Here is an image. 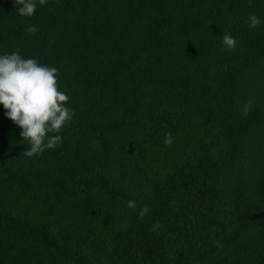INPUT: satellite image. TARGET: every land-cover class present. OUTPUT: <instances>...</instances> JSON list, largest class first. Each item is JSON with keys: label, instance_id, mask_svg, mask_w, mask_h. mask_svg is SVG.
I'll return each instance as SVG.
<instances>
[{"label": "trees", "instance_id": "16d2710c", "mask_svg": "<svg viewBox=\"0 0 264 264\" xmlns=\"http://www.w3.org/2000/svg\"><path fill=\"white\" fill-rule=\"evenodd\" d=\"M19 7L0 55L56 67L74 116L29 158L0 105V264H264V0Z\"/></svg>", "mask_w": 264, "mask_h": 264}, {"label": "clouds", "instance_id": "9594fccd", "mask_svg": "<svg viewBox=\"0 0 264 264\" xmlns=\"http://www.w3.org/2000/svg\"><path fill=\"white\" fill-rule=\"evenodd\" d=\"M44 5L47 0H38ZM252 0H249L251 6ZM20 7L17 13L21 17H31L35 14L37 0H14ZM262 21L255 14H250L248 24L256 29ZM26 31L34 34L37 28L29 26ZM222 43L227 50H233L237 41L231 34L222 35ZM69 96L58 88V69L39 63L36 58H24L19 50L11 54L0 55V105L6 112V117L21 129L20 136L27 141L30 148L24 155L31 158L43 153L46 149H53L62 143L59 134L63 127L73 119L74 112L67 107ZM253 105L248 100L242 107V114L247 116ZM166 146H171L173 137L166 133L164 137ZM136 201L129 200L127 207L136 208ZM149 212V205L144 204L138 213L140 218ZM162 225L157 221L151 230L155 232ZM216 247L222 249L217 242Z\"/></svg>", "mask_w": 264, "mask_h": 264}]
</instances>
